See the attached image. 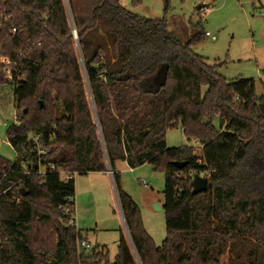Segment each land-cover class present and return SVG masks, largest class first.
<instances>
[{
  "label": "trees",
  "instance_id": "1",
  "mask_svg": "<svg viewBox=\"0 0 264 264\" xmlns=\"http://www.w3.org/2000/svg\"><path fill=\"white\" fill-rule=\"evenodd\" d=\"M203 37L193 27L182 43L165 18L134 15L118 0H0V85L5 58L21 112L6 131L16 161L0 157V264H264V96L193 51ZM175 127L198 153L167 148ZM117 162L164 173L160 247L120 190ZM38 164L67 175L112 171L128 233L120 230L112 261L104 247L80 249V231L68 226L74 178L40 175ZM193 172L211 188L192 196Z\"/></svg>",
  "mask_w": 264,
  "mask_h": 264
},
{
  "label": "rangeland",
  "instance_id": "2",
  "mask_svg": "<svg viewBox=\"0 0 264 264\" xmlns=\"http://www.w3.org/2000/svg\"><path fill=\"white\" fill-rule=\"evenodd\" d=\"M134 15L149 19L165 18L168 32L180 42L189 40L197 27L209 36L193 46V51L213 64L216 72L227 81L252 80L255 95L264 96V0H118ZM206 8L198 10V5ZM11 85H0V157L14 162L15 153L6 143V131L18 121L21 112L13 102ZM219 120L215 119L217 128ZM167 148L187 146L195 153L196 142L188 141L180 127L165 134ZM120 175V190L127 193L139 211L141 224L156 247L166 235L163 187L164 173L144 164L130 170L123 162L115 163ZM78 185V186H77ZM78 187V191H77ZM74 222L90 251L104 247L108 261L117 252L120 230L127 229L111 181L99 173L74 176ZM81 249V248H80Z\"/></svg>",
  "mask_w": 264,
  "mask_h": 264
},
{
  "label": "built area",
  "instance_id": "3",
  "mask_svg": "<svg viewBox=\"0 0 264 264\" xmlns=\"http://www.w3.org/2000/svg\"><path fill=\"white\" fill-rule=\"evenodd\" d=\"M201 1L203 2L205 0H201ZM11 33L14 34L15 33V29H12L11 30ZM205 36L206 37L209 36V33H205ZM1 63L4 65L3 72L6 74V81H7V83H9V84L13 83L14 82L13 77H12L13 73H12L10 67H9V65H10L9 60L8 59H5V58H2L1 59ZM263 73H264V69H263ZM15 124H17L16 119H15ZM38 139H39V136H36L35 138H33V137H30L29 138L30 141L35 142V143H38ZM200 148L201 147L198 146V149L196 150V152L194 154L198 153L199 150H200ZM39 153H40V151H39ZM22 168H23V170H22L23 174H25V175H29L30 174L29 171H26L25 164H22ZM54 171L57 172L58 173V176H60L61 179L64 180L65 182L71 180L76 175L75 173H71V175H67L63 171H61L60 169H55L52 165H50L48 168H43V167H40V164H38L37 173L40 174V175H43L46 172H50L51 173V172H54ZM106 174L109 175V180L111 181V183L113 185V175H112L113 173H112V171L109 168H107ZM194 175H199V176L205 178L206 173L205 172H199V173L193 172V174L190 176L191 180L193 179V176ZM4 192L5 191H2V193H4ZM2 193H0V196H1ZM16 202H18V199L16 200ZM68 210H69L68 207H66L64 209V211L66 213L69 212ZM68 226L69 227H75L74 219L69 222ZM79 245H80V248H83L85 250H89L90 249L89 245H87L84 242H81Z\"/></svg>",
  "mask_w": 264,
  "mask_h": 264
},
{
  "label": "water",
  "instance_id": "4",
  "mask_svg": "<svg viewBox=\"0 0 264 264\" xmlns=\"http://www.w3.org/2000/svg\"><path fill=\"white\" fill-rule=\"evenodd\" d=\"M206 8V6L204 5H198L197 9L201 10ZM73 37L76 39L77 36H75V31L73 29ZM168 66L167 64H162L158 69L155 77L152 79V86L155 89H159L161 87H163L165 80H166V76H167V72H168ZM175 167H177L178 169H182L185 166V163L182 162H176L174 164ZM190 188L192 190L191 194L192 196L194 195H198L201 193H204L207 191V189L211 188V185L209 183H207V180L199 175H194L193 179L190 182ZM19 194H21L22 196H25V192L23 189H20ZM54 264V263H52Z\"/></svg>",
  "mask_w": 264,
  "mask_h": 264
},
{
  "label": "crops",
  "instance_id": "5",
  "mask_svg": "<svg viewBox=\"0 0 264 264\" xmlns=\"http://www.w3.org/2000/svg\"><path fill=\"white\" fill-rule=\"evenodd\" d=\"M123 163V162H122ZM125 163V162H124ZM125 165L127 166V164L125 163ZM128 167V166H127ZM114 169H115V167H114ZM128 169H130L129 167H128ZM130 170H132V169H130ZM115 172H116V170H115ZM100 175H102V177H104V178H106V179H108V181H109V175H107L106 173L105 174H103V173H99ZM78 186V185H77ZM77 191H78V187H77ZM74 192H75V188H74ZM74 201H75V199H74ZM75 223V222H74ZM85 243V242H84Z\"/></svg>",
  "mask_w": 264,
  "mask_h": 264
}]
</instances>
